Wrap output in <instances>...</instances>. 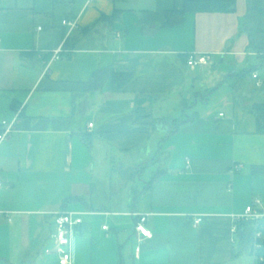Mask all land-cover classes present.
Returning <instances> with one entry per match:
<instances>
[{
	"label": "crops",
	"instance_id": "obj_1",
	"mask_svg": "<svg viewBox=\"0 0 264 264\" xmlns=\"http://www.w3.org/2000/svg\"><path fill=\"white\" fill-rule=\"evenodd\" d=\"M185 1L0 0V263L59 264L45 247L71 211L86 212L73 264H254L231 225L264 209V53L248 50V0L164 25ZM116 72L133 78L117 88ZM129 213L153 231L139 258Z\"/></svg>",
	"mask_w": 264,
	"mask_h": 264
},
{
	"label": "built area",
	"instance_id": "obj_2",
	"mask_svg": "<svg viewBox=\"0 0 264 264\" xmlns=\"http://www.w3.org/2000/svg\"><path fill=\"white\" fill-rule=\"evenodd\" d=\"M64 25H69L72 30L77 26L76 21L63 20ZM70 33H67L69 36ZM67 38V37H66ZM64 51L63 45L57 48L54 52V58H61ZM186 64L190 68H195L198 65H213L212 56L208 53L192 52L187 55ZM255 79V84L258 88L263 87L264 82L257 72L252 74ZM93 122L89 126H93ZM2 129H0V145L6 140L11 131L12 123L7 120L2 121ZM189 165V161H188ZM241 168L240 164L234 166V171ZM3 187V179L0 175V189ZM86 212H71L61 211L54 215V231L51 235L52 244L45 247V253L56 254L59 264H73V249L72 239L75 233L76 226L83 223ZM131 216H138V213H129ZM148 215H139L135 223L134 234L137 237L138 244L135 247V258L140 257L141 243L145 239L153 237V231L147 227ZM233 223L231 225V233L234 236H239L240 225L242 222H252L255 227L252 242V254L254 256V264H262L264 262V255L258 254L264 248V209L261 206L260 199H255L254 202L247 205L245 211L239 214L232 215ZM203 222V216H198L194 219V226H199ZM103 229L108 230V225H103Z\"/></svg>",
	"mask_w": 264,
	"mask_h": 264
},
{
	"label": "trees",
	"instance_id": "obj_3",
	"mask_svg": "<svg viewBox=\"0 0 264 264\" xmlns=\"http://www.w3.org/2000/svg\"><path fill=\"white\" fill-rule=\"evenodd\" d=\"M237 0H186L181 10H172L167 13V20L164 25H172L180 22L187 12H226L234 9ZM248 13L244 20V28L249 34L250 45L248 50L264 53V0H248ZM70 53L68 54V56ZM99 73H94L90 84L91 89L100 87L97 83ZM133 78L131 72H116L114 81L116 87L122 88ZM258 120V128L264 132V104H257L252 108ZM156 121H154V125ZM178 125V124H176ZM172 129L170 132H174ZM153 179V178H152ZM255 231L252 222H242L240 225L239 239L242 245L252 249L253 234ZM264 255V248L258 252ZM125 264V263H123ZM264 264V262L262 263Z\"/></svg>",
	"mask_w": 264,
	"mask_h": 264
},
{
	"label": "rangeland",
	"instance_id": "obj_4",
	"mask_svg": "<svg viewBox=\"0 0 264 264\" xmlns=\"http://www.w3.org/2000/svg\"><path fill=\"white\" fill-rule=\"evenodd\" d=\"M218 66H219V69H214L212 65L208 66L207 69H208V71H209V72H208L209 75H210V74H211V75H212V74L215 75V74L218 73L219 76H222V75H223L222 70H223V68H224V66H225V63H219ZM198 71H199V70H198ZM211 75H210V76H211ZM222 87H225V86H222ZM223 89H224V88H223ZM217 92H218V91H217ZM240 94H241V93H240ZM237 240L240 242V239H239L238 237H237ZM246 248H247V250H246V252H247L249 246L247 245ZM0 264H2V263H0Z\"/></svg>",
	"mask_w": 264,
	"mask_h": 264
}]
</instances>
